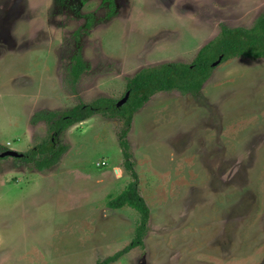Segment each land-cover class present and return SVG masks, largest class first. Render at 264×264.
Segmentation results:
<instances>
[{"label": "rangeland", "instance_id": "obj_1", "mask_svg": "<svg viewBox=\"0 0 264 264\" xmlns=\"http://www.w3.org/2000/svg\"><path fill=\"white\" fill-rule=\"evenodd\" d=\"M114 1L110 14V0H0L2 145L29 150L49 134L38 111L121 99L142 67L190 63L222 23L248 27L264 11V0ZM78 52L88 68L74 82ZM133 116L126 139L150 217L143 245L108 264H264V57L221 61L197 93L156 92ZM124 124L74 123L41 170L0 156V264H97L132 241L139 212L107 198L133 179Z\"/></svg>", "mask_w": 264, "mask_h": 264}, {"label": "trees", "instance_id": "obj_2", "mask_svg": "<svg viewBox=\"0 0 264 264\" xmlns=\"http://www.w3.org/2000/svg\"><path fill=\"white\" fill-rule=\"evenodd\" d=\"M114 7L115 1L110 0V14L113 13ZM91 24V20L86 22V26ZM220 56L222 61L234 56L253 59L264 57V11L248 27L229 26L222 23L220 32L198 50L196 57L190 63L169 61L142 67L128 79L126 92L129 91L130 95L121 106L117 105L120 99L101 96L88 103L81 101L66 110H41L35 114V119L48 121L49 134L46 139L36 143L29 150L22 151L21 160L33 162L38 169L51 167L60 161L67 149L66 144L60 143V135L74 123L83 121L96 113L118 115L124 118L120 145L123 149L124 166L133 179L126 189L109 201V204L112 207L130 205L139 212L140 218L132 241L122 249L99 260L97 264H108L119 259L131 248L143 245L148 228L150 208L139 191V175L129 150L130 144L126 139L134 113L159 91L177 89L184 93H197L210 77L214 69L213 62ZM72 59L70 75L71 79L77 82L88 65L80 52L74 54ZM6 149L8 147L0 143V152Z\"/></svg>", "mask_w": 264, "mask_h": 264}, {"label": "water", "instance_id": "obj_3", "mask_svg": "<svg viewBox=\"0 0 264 264\" xmlns=\"http://www.w3.org/2000/svg\"><path fill=\"white\" fill-rule=\"evenodd\" d=\"M222 61V56H220L216 61L213 62V66H217L218 64H220ZM130 92L127 91L125 96H123L117 103L118 106L123 105L129 98ZM23 155L22 152L15 150V149H11L8 148L6 150H4L3 152L0 153V156L4 157V156H18L21 157Z\"/></svg>", "mask_w": 264, "mask_h": 264}, {"label": "crops", "instance_id": "obj_4", "mask_svg": "<svg viewBox=\"0 0 264 264\" xmlns=\"http://www.w3.org/2000/svg\"><path fill=\"white\" fill-rule=\"evenodd\" d=\"M201 47H202V46H201ZM164 91H166V90H164ZM159 92H161V91H159ZM82 123H83V122H82ZM98 165H101V164H98ZM117 167L120 168V169H123L122 166H115L114 169H116ZM39 170H41V169H39ZM115 171H116V170H114V172H115ZM50 172H51V171H50ZM116 177H117V176H116ZM118 195H119V194H118ZM118 195H117V196H118ZM107 198H110L109 200H111V199H113V198H115V197L113 196V197L111 198L110 195L108 194V197H107ZM126 205H127V204H126ZM123 206H124V205H123ZM123 206H121V207H113V209L122 208ZM117 251H118V250H117ZM114 253H115V252H114ZM110 255H111V254H110Z\"/></svg>", "mask_w": 264, "mask_h": 264}, {"label": "bare ground", "instance_id": "obj_5", "mask_svg": "<svg viewBox=\"0 0 264 264\" xmlns=\"http://www.w3.org/2000/svg\"><path fill=\"white\" fill-rule=\"evenodd\" d=\"M115 170H116L117 174L121 173V169L120 168L117 167Z\"/></svg>", "mask_w": 264, "mask_h": 264}, {"label": "built area", "instance_id": "obj_6", "mask_svg": "<svg viewBox=\"0 0 264 264\" xmlns=\"http://www.w3.org/2000/svg\"><path fill=\"white\" fill-rule=\"evenodd\" d=\"M98 164H101V162H98Z\"/></svg>", "mask_w": 264, "mask_h": 264}]
</instances>
